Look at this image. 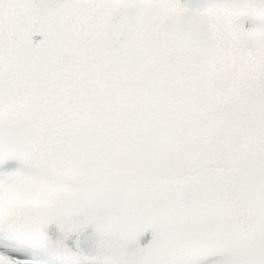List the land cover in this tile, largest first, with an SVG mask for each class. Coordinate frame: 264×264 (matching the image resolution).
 Wrapping results in <instances>:
<instances>
[{
    "label": "snow or ice",
    "instance_id": "obj_1",
    "mask_svg": "<svg viewBox=\"0 0 264 264\" xmlns=\"http://www.w3.org/2000/svg\"><path fill=\"white\" fill-rule=\"evenodd\" d=\"M0 264H264V0H0Z\"/></svg>",
    "mask_w": 264,
    "mask_h": 264
}]
</instances>
